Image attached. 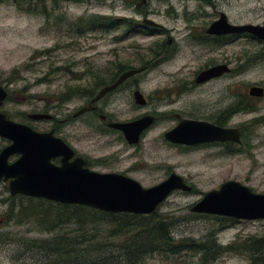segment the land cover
<instances>
[{
	"label": "rangeland",
	"instance_id": "rangeland-1",
	"mask_svg": "<svg viewBox=\"0 0 264 264\" xmlns=\"http://www.w3.org/2000/svg\"><path fill=\"white\" fill-rule=\"evenodd\" d=\"M141 2L0 0V85L9 93L2 112L37 132L52 131L60 120L56 136L84 156L93 171L124 174L144 188L162 183L173 173L182 176L192 192H174L156 211L173 223L176 240L205 242L214 237L227 247L240 245V239L263 238L264 220L228 223L225 217L194 213L192 208L208 192L232 180L264 194V100L250 99L243 106L252 109L230 120L229 127L242 131L241 146H179L168 142L165 134L184 119L217 123L224 111L248 99L253 85L264 88V63L238 77L230 75L201 86L195 82L205 67L223 61L235 67L262 48L244 36L231 40L210 36L206 30L221 14L230 24L264 26V0H148L139 6ZM93 16L115 23L111 28L90 30L87 21ZM145 16L160 29L145 26ZM170 39L172 44L167 45ZM165 50H170L168 56ZM120 64L128 69L149 65L152 70L130 78L96 104L110 122L155 117L154 125L135 145L94 113L72 119L90 102L77 90L100 92L92 87L94 78L105 74L109 80L119 72ZM136 90L146 97L147 106L136 104ZM68 95L73 96L71 100L62 102ZM37 113L51 114L54 119L28 118ZM10 143L0 137V152ZM18 158L15 155L10 162ZM38 200L12 196L9 183L0 182V264H52L48 256L31 252L27 240H51L60 234L95 235L100 231L108 245L123 243L122 238H109L112 227L107 223L85 229L68 224L53 232L40 219H21L20 210L30 203L38 207ZM117 254H98L95 259L112 261ZM77 257L80 262L87 258L81 252ZM144 264H201V254L188 250L180 255H157ZM209 264H250V253L223 250Z\"/></svg>",
	"mask_w": 264,
	"mask_h": 264
},
{
	"label": "water",
	"instance_id": "water-1",
	"mask_svg": "<svg viewBox=\"0 0 264 264\" xmlns=\"http://www.w3.org/2000/svg\"><path fill=\"white\" fill-rule=\"evenodd\" d=\"M143 2L146 0H142ZM145 24L156 26L146 19ZM209 34L224 35L250 32L264 39V26L233 25L225 14L213 22ZM228 71L227 66H218L202 72L198 84H204ZM143 69L123 73L113 84L98 92L92 104L81 108L74 117L95 110L98 103L118 89ZM252 97L264 96V88L252 86ZM8 91L0 85V137L11 143L0 152V182H8L12 196L23 195L47 201L80 205L106 213H129L148 216L157 211L174 192H192L193 187L176 173L162 183L144 188L138 181L120 173H99L87 168L82 158H75V151L55 131L37 132L25 124L16 123L1 111ZM135 101L145 106L147 101L140 91L135 92ZM29 119L50 121L51 114H30ZM155 123V117L145 116L132 122H111L109 127L121 131L129 144H138L142 135ZM174 144L196 145L207 142L241 143V132L236 128H222L206 121L184 120L165 135ZM19 155L11 163L10 159ZM60 159L57 165L54 160ZM192 212L232 218L235 220H264V194L256 193L238 181H228L217 190L208 192Z\"/></svg>",
	"mask_w": 264,
	"mask_h": 264
},
{
	"label": "trees",
	"instance_id": "trees-1",
	"mask_svg": "<svg viewBox=\"0 0 264 264\" xmlns=\"http://www.w3.org/2000/svg\"><path fill=\"white\" fill-rule=\"evenodd\" d=\"M115 21L111 18L93 16L87 24L90 30L98 27H113ZM106 75H98L93 80V88L100 90L112 83L118 77L119 72L111 75L109 80ZM80 96L91 100L96 96V91H90L79 88ZM73 96L68 95L62 102L71 100ZM9 100V96L7 101ZM89 102V103H90ZM251 102L248 99L249 104ZM252 106H243V108H233L232 114L240 111L251 110ZM33 200V199H30ZM39 206H24L20 210V218L23 220L40 219V223L50 231L61 230L64 225L74 224L81 228H87L90 225L107 223L112 228L109 238H122V244L108 245L103 241V233L100 231L93 235L88 232L81 234L66 233L60 234L51 240L34 241L27 240L30 244L31 252L38 251L40 254L48 256L52 264H144L154 256L180 255L183 251H195L201 254V264H209L214 261L221 251L232 252L242 250L250 253V264H264V237L261 239H240V245H229L223 247L217 243L214 237L205 242L195 240H176L172 233L173 223L159 213L154 212L151 215H137L129 213H106L87 206L69 205L53 203L40 199ZM46 207L44 212L42 207ZM14 212V208H11ZM228 223H234L236 220L223 218ZM28 244H25L26 249ZM237 246V247H236ZM115 248V250H111ZM237 249V250H236ZM111 251V252H110ZM81 252L87 258L79 261L77 253ZM112 261L108 258L104 261L95 259L98 254H116Z\"/></svg>",
	"mask_w": 264,
	"mask_h": 264
},
{
	"label": "flooded vegetation",
	"instance_id": "flooded-vegetation-1",
	"mask_svg": "<svg viewBox=\"0 0 264 264\" xmlns=\"http://www.w3.org/2000/svg\"><path fill=\"white\" fill-rule=\"evenodd\" d=\"M142 1V0H141ZM145 4H148V0H146V1H142L141 2V4H139V6L141 5H145ZM222 15V14H221ZM146 19H148V20H151V19H149V18H147V16H145L144 18H143V24L145 25V26H147V27H149V28H151V29H154V30H159L160 29V25L159 24H157L156 26H151V25H147V24H145L144 23V21L146 20ZM152 21V20H151ZM212 25V24H211ZM211 25H210V27H211ZM253 25V24H252ZM257 26H260V25H257ZM210 27L206 30V33L208 34V35H210V36H213V37H222V38H229V39H231V38H239V37H246V38H248V39H250V40H252V41H256L257 43H259V44H261V46H262V48L258 51V52H256V53H254V54H252V57H249L246 61H245V63H243V64H237L235 67H233V63H231V62H229V61H223L222 63H217V64H212V65H209V66H207V67H205L204 69H202V70H200V71H198V73H197V76H196V80H195V82H196V84H197V86H201V85H205V84H208V83H210V82H212V81H214V80H220V79H223V78H225L226 76H230V75H234L235 77H238V76H241V75H243V74H246V72L247 71H250V70H252L254 67H256L258 64H262V63H264V39H262V38H259L258 36H256V35H254V34H252V33H250V32H243V33H234V34H224V35H215V34H209V32H208V30L210 29ZM139 28V27H138ZM137 28V31H142L143 32V29L142 28H140V29H138ZM133 31H136V29H134ZM205 37V36H204ZM232 40V39H231ZM172 41H173V39H170V40H168L167 41V45H171L172 44ZM168 52H170V50H165L164 51V55L165 56H168ZM157 52H155V54H156ZM218 66H227V68H228V71H226V72H224L222 75H220V76H218V77H215L214 79H212L211 81H209V82H207V83H204V84H198L197 83V79H198V77H199V75L202 73V72H204V71H207V70H209V69H212V68H215V67H218ZM119 67V69H118V71H119V73H120V75L119 76H121L123 73H125V72H128V71H130V70H135V69H138V68H132V69H128V68H126L125 66H123V65H119L118 66ZM140 69H143V72L142 73H144V72H149V70L151 69L150 68V66L149 65H146V66H144V67H142V68H140ZM152 70V69H151ZM142 73H140V74H142ZM140 74H138V75H140ZM135 76H137V75H135ZM135 76H133V77H135ZM132 78V77H131ZM129 80V79H128ZM253 86H256V85H253ZM258 86V85H257ZM136 92V91H135ZM135 92L133 93V95H135ZM248 95H249V97H248V99H251V100H260V99H262V100H264V96L263 97H261V98H256V97H252L250 94H249V92H248ZM135 99V98H134ZM248 99L247 100H245V101H241V105H237L236 107H240V108H243V105H247V101H248ZM90 104H92V102H90V103H88L87 105H90ZM147 104H148V101H147ZM147 104L145 105V106H147ZM95 106H96V109L95 110H92V111H89V112H87V113H94L95 115H97V116H99V117H101V120H102V122H103V124H105L108 128H110L109 127V123H111L109 120H108V118L105 116V115H100V113H99V108L97 107V104H95ZM139 106H141V105H139ZM232 109L233 108H230V109H228V110H226V111H224L221 115H220V118H219V120L217 121V123H212V122H209V123H211V124H214V125H217V126H219V127H222V128H233V127H229L228 126V124H229V122H230V120L232 119V117L233 116H235L236 114H239V113H242V111H240V112H238V113H236V114H232L231 112H232ZM86 114V113H85ZM84 115V114H83ZM83 115H81V116H83ZM81 116H79V117H81ZM145 116H148V115H145ZM145 116H143V117H145ZM150 116V115H149ZM79 117H74L73 116V118L72 119H77V118H79ZM142 117V118H143ZM54 119V118H53ZM52 119V120H53ZM71 119V120H72ZM68 120H70V119H68ZM184 120H192V119H184ZM184 120H181L180 122H179V124L182 122V121H184ZM197 121H199V120H197ZM206 122H208V121H206ZM58 124H62V122L60 121V120H57V124L55 125L56 126V128H54L53 130L55 131V134H56V131L58 132L60 129H59V125ZM178 124V125H179ZM58 125V126H57ZM177 125V126H178ZM176 126V127H177ZM175 127V128H176ZM151 128V127H150ZM149 128V129H150ZM174 128V129H175ZM111 129V128H110ZM236 129H238V128H236ZM240 132H241V140H242V131H241V129H238ZM170 132V131H169ZM168 133V132H167ZM166 133V134H167ZM165 134V135H166ZM166 138V137H165ZM167 140V139H166ZM169 142V141H168ZM171 143V142H170ZM213 143H217V144H230V145H232V144H234V145H242V141H241V143H235V142H207V143H203V144H213ZM172 144H174V143H172ZM203 144H196V145H192V146H188V145H180V144H176V145H179V146H187V147H196V146H199V145H203ZM69 145V144H68ZM74 149V148H73ZM82 158L83 160H84V162H85V166L87 167V168H89V162H88V160L84 157V156H81V155H79L78 153H77V151H75V156H74V158L72 159V160H74L75 158ZM57 164H61V160L60 159H56V160H54ZM90 169V168H89Z\"/></svg>",
	"mask_w": 264,
	"mask_h": 264
},
{
	"label": "bare ground",
	"instance_id": "bare-ground-1",
	"mask_svg": "<svg viewBox=\"0 0 264 264\" xmlns=\"http://www.w3.org/2000/svg\"><path fill=\"white\" fill-rule=\"evenodd\" d=\"M113 84V83H112Z\"/></svg>",
	"mask_w": 264,
	"mask_h": 264
}]
</instances>
